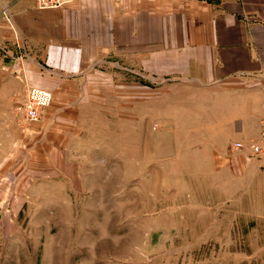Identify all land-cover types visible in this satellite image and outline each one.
Returning <instances> with one entry per match:
<instances>
[{
  "label": "rangeland",
  "instance_id": "1",
  "mask_svg": "<svg viewBox=\"0 0 264 264\" xmlns=\"http://www.w3.org/2000/svg\"><path fill=\"white\" fill-rule=\"evenodd\" d=\"M125 82L85 103L53 153L26 131L54 94L25 123L14 106L29 86L0 67V264H264L253 191L222 190L194 154V99L152 84L131 100Z\"/></svg>",
  "mask_w": 264,
  "mask_h": 264
},
{
  "label": "crops",
  "instance_id": "2",
  "mask_svg": "<svg viewBox=\"0 0 264 264\" xmlns=\"http://www.w3.org/2000/svg\"><path fill=\"white\" fill-rule=\"evenodd\" d=\"M0 67L15 77V92L54 94L26 131L53 153L80 108L103 101L105 88L126 81L134 100L136 85L158 84L162 97L194 99L193 113H202L193 133L197 161L228 177L222 190H252L249 212L264 220V150L249 149L263 142L264 0H76L52 8L0 0Z\"/></svg>",
  "mask_w": 264,
  "mask_h": 264
},
{
  "label": "built area",
  "instance_id": "3",
  "mask_svg": "<svg viewBox=\"0 0 264 264\" xmlns=\"http://www.w3.org/2000/svg\"><path fill=\"white\" fill-rule=\"evenodd\" d=\"M37 8H52V7H60L65 6L69 3H73L76 0H34ZM119 1V0H113ZM263 96H264V87H263ZM52 99V94L50 91L44 88H36V87H28L26 91L21 94L16 100V104L14 106V111L18 115V117L26 122H36L41 118V111L50 105V101ZM264 111V107H263ZM261 138L263 140L262 143L258 144L252 141L249 144L251 148V152L255 154H259L264 150V114L261 119ZM236 147H243L242 141H236L234 143Z\"/></svg>",
  "mask_w": 264,
  "mask_h": 264
}]
</instances>
